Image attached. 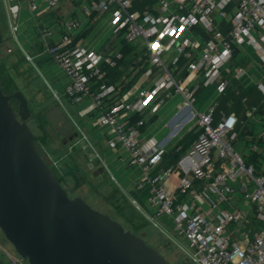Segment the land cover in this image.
Here are the masks:
<instances>
[{"label": "built area", "instance_id": "1", "mask_svg": "<svg viewBox=\"0 0 264 264\" xmlns=\"http://www.w3.org/2000/svg\"><path fill=\"white\" fill-rule=\"evenodd\" d=\"M79 1L86 2L88 15L111 12L115 31L128 43L140 42L147 59L144 73L154 79L131 99L130 92L122 93L118 85L106 81L107 68L118 67L123 52L106 55L87 49L65 32L48 45V53L69 79L68 99L75 103L92 99L100 112L99 124L108 129L109 146L125 148L131 162L142 168L137 189L147 194L155 216H174L197 264H264V126L248 139L249 150L262 154L257 169L235 145L237 114L223 113L215 123V100L203 111L195 107L197 94L205 88L215 86L218 95L226 92L229 80L223 71H231L236 47L253 46L264 67V0H158L143 10L135 7V0ZM59 2L48 0L51 7ZM27 6L36 11L39 0H27ZM68 25L78 28L80 22ZM235 71L237 77L243 73L242 68ZM261 79L258 87L264 94V71ZM162 93L182 94L183 108L188 109L185 118L197 120L200 134L175 166L159 169L165 149L154 139L141 142L139 127L144 120L131 122L128 116L143 112ZM256 110L247 111L248 117ZM176 167L185 176L172 189L168 180ZM196 179L202 182L199 189ZM177 190L186 196L183 202ZM202 199L209 201L207 211H198ZM223 202L232 208L218 210ZM21 260L15 253L8 255V264Z\"/></svg>", "mask_w": 264, "mask_h": 264}, {"label": "crops", "instance_id": "2", "mask_svg": "<svg viewBox=\"0 0 264 264\" xmlns=\"http://www.w3.org/2000/svg\"><path fill=\"white\" fill-rule=\"evenodd\" d=\"M39 3V9L32 11L27 6V0H0V9L3 13L0 25L8 38L3 46L6 52L18 53L23 57V62L11 66V75L19 84L20 90L27 94L29 100H33L34 92L38 88H45L55 101L53 107L60 106L67 118L74 122V130L80 131V136L74 142L89 167L97 168L100 180L108 182L110 192L107 194L108 196L114 194L121 197L146 220L153 221L160 229H169L175 224L174 216H155V209L147 194L137 189L136 185L143 174L142 168L131 162L128 150L123 147L112 148L109 146L108 129L99 124L100 112L94 108L90 97H85L77 103L68 99L65 90L69 79L61 66L48 53V45L58 42L65 32L72 34L75 41L87 49L106 55L122 51L124 56L116 67L117 69L107 68L106 81L118 85L122 93L130 92L132 99L136 96L139 88L150 87L153 84L154 75L149 77L144 73V64L147 59L143 56V47L141 44L135 43L131 44L133 48L131 52L124 51L128 42L123 38L122 33L115 31L111 12L88 15L84 13L86 2L79 0H60L54 7L48 4V0H39ZM74 20L79 21L80 26L69 28L68 24ZM217 21L224 24L220 18H217ZM12 59L14 61L15 56H12ZM230 64L231 71H223L224 76L229 80L227 90L233 83H239L247 89L257 87L261 91L258 83L262 80L264 67L253 46L243 44L236 47L234 58ZM236 68L243 69L240 77L236 76ZM112 69L118 71L116 76H113V73L109 74ZM211 89V98L217 104L219 98L226 92L218 95L215 86H212ZM205 90L197 94L196 101ZM261 93L263 94L262 91ZM160 100L163 101L160 103ZM254 107L257 108L255 105L247 107L244 118H241L236 111L231 110L239 118L235 127L238 137L244 135V142H248V144H238L244 158L251 153L248 148V139L250 136L256 135L264 126V110L257 112V108L254 116L248 117L247 111ZM187 111V108H183L182 94L173 93L166 96L162 93L143 112L129 113L128 117L131 122H135L137 121L135 116L138 114L139 118L144 120V123L139 127L141 142L154 139L165 149L164 155L171 149H175L176 151L180 150L182 156L191 149L195 143L194 134L200 131L196 119L186 120ZM52 119H56L54 113ZM185 146L187 150H183ZM165 167L162 161L159 169ZM220 168L218 164V169ZM184 176L185 172L180 167H176L168 180L169 187L175 189ZM194 185L199 189L202 182L196 179ZM177 195L179 202L186 199V196L179 190H177ZM197 208L198 211H207L209 201L199 200ZM225 208L230 209L232 205L228 202L220 203L218 210ZM0 245V264H8L9 251L3 244L0 243Z\"/></svg>", "mask_w": 264, "mask_h": 264}, {"label": "water", "instance_id": "3", "mask_svg": "<svg viewBox=\"0 0 264 264\" xmlns=\"http://www.w3.org/2000/svg\"><path fill=\"white\" fill-rule=\"evenodd\" d=\"M32 114L25 94L6 93L0 81V229L16 253L29 264H173L142 235L68 192L29 125ZM47 116L68 136L65 144L80 136L60 106Z\"/></svg>", "mask_w": 264, "mask_h": 264}, {"label": "rangeland", "instance_id": "4", "mask_svg": "<svg viewBox=\"0 0 264 264\" xmlns=\"http://www.w3.org/2000/svg\"><path fill=\"white\" fill-rule=\"evenodd\" d=\"M2 16L3 13L0 9V19ZM138 43L140 44V42ZM6 53L5 47L1 45L0 63L1 58L6 55ZM6 75L7 74L4 72V78L9 77ZM211 87L205 88L206 90L198 97V100L195 102V107L197 109L203 111L212 103ZM25 96L28 98L27 94H25ZM33 96L35 97H33V100L28 99L33 113L32 117L29 119V125L35 133L36 140H38L50 154L62 173L67 174L64 184L70 194L74 196L82 195L96 209L108 212L116 219L122 218V220H126L124 215L121 214V211L123 209L125 215L127 213L129 215L130 207L125 205L123 199L119 196L108 198L107 194L110 193L108 182L100 180L97 168L89 167L75 142L64 143L67 136H61L58 130L49 121L47 112L53 107L55 101L49 95L48 91L41 87L34 92ZM14 105L17 108L18 102L14 101ZM146 221L147 224L142 227L139 232L149 244L158 249L173 264H197L195 253L193 249L189 247L182 228H178L176 224H174L169 229H160L153 221ZM0 243L8 249L9 253L17 254L13 245L7 240L1 229ZM21 264H29V262L22 259Z\"/></svg>", "mask_w": 264, "mask_h": 264}, {"label": "trees", "instance_id": "5", "mask_svg": "<svg viewBox=\"0 0 264 264\" xmlns=\"http://www.w3.org/2000/svg\"><path fill=\"white\" fill-rule=\"evenodd\" d=\"M157 2H158V0H135V7L137 9L143 10L146 6H153ZM0 27H1V25H0ZM1 31L3 34V43H2V45H3L5 40L8 38L4 34V31L2 28H1ZM129 46H130V48H129ZM132 49L133 48L131 46V43H127L125 45L124 51L131 52ZM12 56H15L14 61L12 59ZM21 62H23V57L21 55H19L18 53L15 54V53H8L7 52L6 55H4L1 58V63H3V64L0 63V81H1V84L3 87V90L6 93H13L16 90H20L16 80L14 79V77L10 73V68L12 65H18V63L20 64ZM4 72L7 74L6 76H9V77L5 76L6 78H4V76H3ZM111 73H113L112 74L113 76H116L118 74V71L112 69L109 71V74H111ZM129 85H130V83H129ZM14 101H17V100L13 99V101H12L13 104H14ZM254 105L257 106V108H258L257 112L264 110V100H263V94L261 93V91H259L257 89V87L247 89L244 86H242V84L233 83L231 85V87L226 91V93L223 94L217 102V109L215 110V123L222 116L223 112H228L231 110L236 111V113L241 118H244L245 117V111H246L247 107L254 106ZM135 117H136V119H138L139 115L136 114ZM199 134H200V131L194 134L195 141L197 140ZM243 136L244 135H242L241 137H238L237 141L235 142V145L237 147L239 146L238 144H240V143L248 144V142H246V141L244 142ZM183 150H187V147L185 146ZM181 154L182 153L180 150L176 151L175 149H171L170 151H168L164 155V158H163L164 166H166V167L171 166V165L175 166L179 157L181 156ZM261 159H262V154L260 152H251L245 158L247 163L253 162L256 165L257 169L260 168ZM66 175L67 174L62 173V177H61V182L63 183L64 186H65L64 183H65ZM68 192H69V190H68ZM72 196H74V195H72ZM114 196H116V195L113 194L111 196H108V198L114 197ZM123 201H124L125 205H128L130 207L129 215H128V213L125 215V212L122 209L121 214L124 215L126 220H122V218H117V219L119 221H121L127 228H129L132 231L140 234V232H139L140 229L147 224L146 219L135 208L130 206L124 199H123ZM138 221L141 223H139Z\"/></svg>", "mask_w": 264, "mask_h": 264}, {"label": "flooded vegetation", "instance_id": "6", "mask_svg": "<svg viewBox=\"0 0 264 264\" xmlns=\"http://www.w3.org/2000/svg\"><path fill=\"white\" fill-rule=\"evenodd\" d=\"M65 136H67V135H65ZM67 138H68V136H67Z\"/></svg>", "mask_w": 264, "mask_h": 264}]
</instances>
